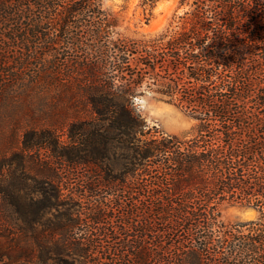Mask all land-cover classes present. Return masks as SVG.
Masks as SVG:
<instances>
[{
	"label": "trees",
	"instance_id": "obj_1",
	"mask_svg": "<svg viewBox=\"0 0 264 264\" xmlns=\"http://www.w3.org/2000/svg\"><path fill=\"white\" fill-rule=\"evenodd\" d=\"M155 2L144 0L149 15ZM180 5L176 24L133 37L115 31L102 0H0V118L15 117L0 171L16 164L13 184L0 175L1 207L29 229L0 238V262L35 248L42 264H264V0ZM145 91L196 116L193 133L150 128L134 106ZM23 117L37 141L19 146ZM41 148L95 168L114 200L82 183L79 196L94 200L78 209L44 181L35 201L24 153ZM225 204L258 217L226 224Z\"/></svg>",
	"mask_w": 264,
	"mask_h": 264
},
{
	"label": "rangeland",
	"instance_id": "obj_2",
	"mask_svg": "<svg viewBox=\"0 0 264 264\" xmlns=\"http://www.w3.org/2000/svg\"><path fill=\"white\" fill-rule=\"evenodd\" d=\"M143 3L144 0H102L103 8L116 17L117 22L114 28L115 31L133 37L142 34H156L161 32L167 29L171 24H176L178 21L177 17L182 15L185 10L189 9L188 6L180 5L181 0H156L151 10V15H149V9H146ZM147 18H149L148 21ZM134 106L140 112L150 128L160 130L166 134L188 136L193 133L198 124L196 116L177 108L172 104L166 103L149 91H145L143 94H137L134 98ZM14 118L8 120L4 117L0 118L2 120L0 122H4L0 125V130L3 129L5 131L3 134L0 132V143L9 140L10 130L14 127L13 124L15 123ZM25 119L26 121H23ZM20 120L21 121L18 122L15 127L21 129L18 137L19 146L23 142H26V139L31 143H36V135L33 132H29L30 128L34 125L28 122L27 117H23V119ZM25 130H27L26 136L24 135ZM57 135V141L61 149L71 148L70 139L65 134L59 133ZM24 154L26 156V168L30 178H32L27 184L32 186L31 190L33 191H30V193L35 201L42 199L43 196L40 194V188L45 182L55 185L59 182L61 188H64L62 191L63 196L61 198L65 199L67 202L71 201L73 206L79 204V206L75 208H82L84 203L92 201L94 198H97L96 200L103 198L105 201L110 202L116 197V194H107V192H105L106 189L101 187L102 178L94 175L95 168L78 166L72 169L65 166L63 162L62 166L61 160L57 158L56 153L44 148L37 151H28ZM10 160H12V156ZM15 167L16 164L14 163L12 166L5 165L1 168V182L4 183V186H10L14 183L13 172ZM115 168L116 172H118L117 170L119 167L115 165ZM82 183H89V185L90 183H94L95 186H97V189H99V195L94 198L88 196L82 199V197L79 196V186ZM123 187L124 186L118 184L117 189H123ZM124 190H126V186ZM87 195H89V193H87ZM118 195L119 194H117V196ZM1 203L2 200L0 198V238L6 236L10 232L15 234V238L21 237L20 232L24 229L29 232V229L20 214L15 213L10 209H2ZM42 213V211H38L40 216H42ZM56 213L55 210L47 211V213L43 214V218L45 220H53ZM257 217L258 212L256 210L236 204H225L221 213V219L226 224L246 222L254 220ZM36 229L37 231H40L43 229V226L37 225ZM73 231L80 233L82 232V229H75ZM22 243V249L24 247H28L29 249L37 246L34 242L24 241ZM32 254L34 257L31 260H20L14 264H42L41 260L38 258L39 253L35 248H32ZM88 254L92 257H96L100 255V252L98 250H91ZM46 263L53 264L50 261ZM0 264L10 263L5 260L1 261Z\"/></svg>",
	"mask_w": 264,
	"mask_h": 264
}]
</instances>
